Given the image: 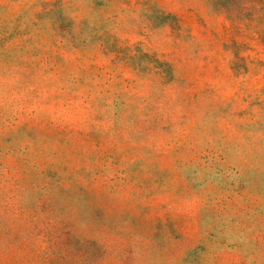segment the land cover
I'll list each match as a JSON object with an SVG mask.
<instances>
[{"label": "rangeland", "instance_id": "1", "mask_svg": "<svg viewBox=\"0 0 264 264\" xmlns=\"http://www.w3.org/2000/svg\"><path fill=\"white\" fill-rule=\"evenodd\" d=\"M0 264H264V0H0Z\"/></svg>", "mask_w": 264, "mask_h": 264}]
</instances>
